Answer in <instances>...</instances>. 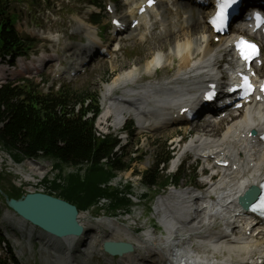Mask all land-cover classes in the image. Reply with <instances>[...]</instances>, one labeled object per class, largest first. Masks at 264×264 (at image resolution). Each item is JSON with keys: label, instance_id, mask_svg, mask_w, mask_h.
I'll list each match as a JSON object with an SVG mask.
<instances>
[{"label": "bare ground", "instance_id": "obj_1", "mask_svg": "<svg viewBox=\"0 0 264 264\" xmlns=\"http://www.w3.org/2000/svg\"><path fill=\"white\" fill-rule=\"evenodd\" d=\"M131 1L135 3L141 0ZM159 2L166 7L165 0H159ZM183 3L175 11L177 17L188 8L185 4L188 2ZM189 5L192 9L188 10L183 27L179 26L177 29H173L167 27V23L165 26L162 24L160 33L154 36L152 42L157 48V52L147 59L144 67L138 68L133 65L118 73L109 83L103 84L101 91L103 106L98 118L101 123L105 118L111 117L112 124L119 127L129 113L140 125L139 133L144 130L164 128V124H168L170 121L167 110L169 108L175 110L174 106L179 102L189 104L196 101V92L200 89L203 79L214 76L215 69L223 57L229 58H227V64H234L232 54L225 51L230 35L220 37L221 42L214 45L210 29L199 16H203L204 13L208 15L207 11L203 9L204 7L199 6L195 12L193 2H190ZM153 9L157 10V5ZM163 21L161 20L162 23ZM91 29L93 26L85 24L86 32H92ZM236 30L234 29V31ZM165 43L173 44L172 51L167 54L161 53ZM77 51L78 47H75L73 53H77ZM175 58L178 61L177 71L171 81L164 85L152 87L144 85L133 89L126 85L128 81L134 82L141 78L142 73L147 74L148 77L154 76L159 65L164 67L166 63L172 62ZM50 59V55L45 56L43 53L31 56L28 60L18 59L17 71L11 70L6 75L1 71L0 79L18 72L26 74L37 72L45 62L49 61L46 66L51 65ZM83 60L85 57H80L79 64H83L81 63ZM76 66L78 68L80 65ZM257 71H264V56L262 65ZM68 72L69 70L64 72L60 68L58 70V73L61 74ZM119 84L124 86V88L122 87L123 93L118 96L119 98H113L111 92ZM247 100L248 103L238 113L229 114L232 118L226 119L227 124L224 125L222 132L219 133V129L215 125L202 127L201 130L204 133L192 137L183 146L185 152L192 149L198 155L207 153L215 154L216 159H232V164L237 166L238 171L229 174L223 173L221 176L218 175L216 178L218 180L211 181L209 178L214 170L212 168V171L207 173L204 162L200 172L204 176L201 183L205 186L197 200L200 203L195 208H193V201L189 199L188 195L191 191H188L187 188L179 190L175 194L169 193L166 199L156 200L155 212L158 221L164 227V232L158 237L149 229L143 230L141 233L133 232L126 226H121L117 220L112 222L95 221L96 226H90L87 217L82 218L79 214L78 221L83 226V234L80 237L59 239L42 233L41 240L47 246L52 245L53 250L63 248L65 264H77L74 260H70L75 244L81 242L83 246L81 252L90 257L94 251L93 246L98 243L100 247V244L106 240L122 241L132 245V252L116 257L118 264H162L163 259L172 264H248L264 260V234L260 233L261 229L253 228L251 232L256 234L250 238L246 237L244 232L249 229L250 224L245 223L246 218H236V221L230 222L231 214L218 211L222 207L235 209L237 197L244 188L264 178V149H256L255 143L246 137L247 131L264 129V102L257 98V94H252ZM123 106H127V109H124ZM139 109L142 112H138ZM182 119L183 117H177L172 120ZM173 125H181L185 129L189 127L181 121L173 122ZM174 162L175 160L172 161V163ZM188 218L190 221L187 227H184L183 222ZM23 223L25 222L22 221L18 227L22 228ZM216 223H223L224 226L219 231L213 232L211 226ZM102 224L108 228L105 233L98 230V227L103 226ZM235 229L238 231L236 232ZM207 233L208 237L204 238L203 235ZM181 240L184 241V246L178 245ZM193 243L197 246L208 245L209 252H197L190 248Z\"/></svg>", "mask_w": 264, "mask_h": 264}, {"label": "rangeland", "instance_id": "obj_2", "mask_svg": "<svg viewBox=\"0 0 264 264\" xmlns=\"http://www.w3.org/2000/svg\"><path fill=\"white\" fill-rule=\"evenodd\" d=\"M85 1L50 0L51 4L47 9L46 7H44V2H32L31 0H13L11 7H14L19 15V23L16 25L17 30L22 35H29L37 41L36 47L33 52L35 54L39 52L44 53L45 55H50L51 58L54 59L57 55H60L61 58L64 57L61 52L67 44H71L72 41L70 38H72V33L77 31L78 25L81 20L89 19L90 13L93 11V8ZM116 4L117 6L122 7L120 2H116ZM181 4L168 2L166 7L162 4L159 5L158 11L162 16V19L165 21H163V23H167V27L177 29L179 26H182L185 23V18L188 16L189 12L188 10H191L192 8L189 5L190 3H185L188 6L187 10L184 12L182 11V15L177 17L175 15V11L176 9L181 7ZM106 22L107 19L105 17L104 19H102V22L99 23V29L101 28V31L105 27ZM159 22L160 20H158V22H156L155 24L149 22L146 28L137 30V32H135L130 39L121 43V49L119 50V52L115 53V55H112L111 58L105 60L98 59L96 62H92L88 66L85 74L80 75L75 80L67 82L65 80L53 79V72L56 69L55 63H58L54 61L51 65L43 69L38 75L31 76L33 73L26 74L18 72L14 73L11 76L19 75L13 79L14 81L21 80L22 78H29L35 83L40 82V86L43 90L48 89L56 91L60 88H63L69 90L71 93L88 90V92L97 95L99 106H101V91L104 83H109L118 73L130 68L133 65L137 66L138 68L144 67L147 59H149L151 55H153V53L157 52V48L153 45L152 42L154 36L160 33L159 29L162 28V23ZM157 26L159 28H157ZM46 34L49 37H39L41 35L45 37ZM73 39H80L82 41L84 40L82 36L75 37ZM172 47L173 44L165 43L164 48L162 49L163 51H161V53L167 54L171 52ZM54 54H56V56H53ZM65 54L69 55L68 52H66ZM67 60L73 62L74 56L71 55L67 57ZM170 63L167 64V67L156 71L157 73L155 72L156 76L154 77V79L170 78L171 75L175 73L178 61L174 59V62H172L171 64ZM65 64L67 65V63ZM13 71L15 72V70ZM42 79L44 80V82L41 81ZM128 84L131 85L132 83ZM122 87L124 88L122 84H119L116 88H114V94L123 93ZM108 124L112 126L111 128H108V132L112 134L118 132L116 131L115 127H113L111 119L108 120ZM128 124L130 123H126V130H128ZM188 128L185 129L184 126H178L173 127L170 130L159 131L157 133H150L145 130L144 133H138V130L134 126L133 134L129 136L128 140L123 139L122 133L119 134L120 137H122L119 143V146H122V149H120L119 152L123 150V153L126 157L125 160H128V157H134L135 159L137 158L135 161L132 160V162H130L131 165L127 172L121 174L122 178L127 179L128 182L131 181L133 186V203L131 204V210L127 215L124 213H121L120 215L117 214L118 219L122 221V226H126L130 230L132 229L131 231L137 229V232L140 233L143 230H153L152 226H156L158 220L157 218L152 217V213L149 212L150 210L148 211V206L150 204L152 207H154L155 201L157 199L155 195L158 194L159 189H148L143 184H141V172L152 167V164L154 162V155L157 153V144L162 145L166 142V144L169 145L170 149H172V147H175L173 154L174 158L181 155L183 149L181 145H176L178 139L183 135L187 136L189 140L193 137L189 133H192L194 135L198 132L197 128ZM192 159L193 158L191 154H189V161L184 162L181 167H179V187L185 184L184 188H186L189 186V184H196L201 178V176L199 177V171L202 168L201 165L197 167L189 166V164L192 163ZM171 170L168 166V169L165 172H163V170L160 172L163 175L165 173L171 174ZM14 180L15 179L12 175L7 174L5 175V179L2 181V186L6 189H9V184L16 186L14 184ZM143 192H149V196L147 198H142L140 194ZM1 204L2 203L0 200V206L3 207V205ZM103 213L108 214L103 210H90L88 214H81V216L82 218L87 217L86 219L94 221V219L101 218L103 216ZM90 221L88 222V224L91 226L94 222L92 223ZM218 226H214L213 229L218 230ZM9 229H11L10 234H12L13 238H16L17 240V243L11 244V247H13V251L16 254L15 258H17L21 264H55V256L58 257V255H56V252L54 253L51 249L45 248V244L36 239L39 234V231L37 229L31 228L30 232L29 225L23 226L24 232H19L16 228ZM98 230H101V227H98ZM90 231L93 232V230ZM80 245L81 244H76V246H74V249L81 250ZM97 246L98 245L95 244L94 251H92V256L90 255V257H86V255L83 256L75 250L73 252L74 254L72 255H74V259L79 263L84 262V264H104L107 255L102 254L101 252H99L98 254L96 253L95 255ZM197 252H209V248L204 246ZM217 257H220V255H217ZM111 259L108 257L106 264L111 263ZM114 260L115 259L112 260L113 264H115ZM62 264H65L64 261Z\"/></svg>", "mask_w": 264, "mask_h": 264}, {"label": "trees", "instance_id": "obj_3", "mask_svg": "<svg viewBox=\"0 0 264 264\" xmlns=\"http://www.w3.org/2000/svg\"><path fill=\"white\" fill-rule=\"evenodd\" d=\"M13 0H0V56L26 55L34 46L28 37L18 33L14 24L18 15L10 3ZM95 17V20H98ZM89 99L86 107L83 103ZM80 104L78 112L75 106ZM98 112L97 97L83 90L70 92L61 90L43 94L38 85L25 81L22 85L11 83L0 86V143L12 152V157H32L42 152L46 156L57 158L60 162L79 165L88 163L84 175L70 174L58 194L74 204L78 210L90 208L98 198L109 197V209L129 203V198L119 191L102 184L114 175V171L128 167L123 161L124 154L111 157L117 139L111 135L98 138L94 134L93 119L85 120L87 110ZM170 150L164 143L155 155L151 168L142 173V183L147 187H156L170 179L177 182L179 174L162 177L159 166L170 159ZM108 158L106 164L101 159ZM2 178L0 177V181ZM53 186L58 188L57 184ZM7 194L19 197L20 191L10 187ZM147 197V194H143ZM1 239V238H0Z\"/></svg>", "mask_w": 264, "mask_h": 264}, {"label": "water", "instance_id": "obj_4", "mask_svg": "<svg viewBox=\"0 0 264 264\" xmlns=\"http://www.w3.org/2000/svg\"><path fill=\"white\" fill-rule=\"evenodd\" d=\"M256 193L257 190L252 187L246 197L241 199L245 207L254 199ZM0 195L8 208L47 234L65 238L79 236L83 232L76 207L61 198L40 192L9 198L1 188ZM102 247L108 254L117 256L133 250L129 243L122 241H105Z\"/></svg>", "mask_w": 264, "mask_h": 264}]
</instances>
